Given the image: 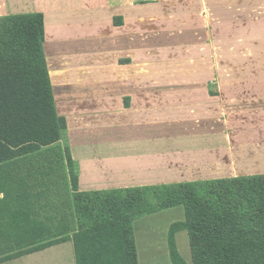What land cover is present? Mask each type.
<instances>
[{
  "label": "crops",
  "instance_id": "obj_1",
  "mask_svg": "<svg viewBox=\"0 0 264 264\" xmlns=\"http://www.w3.org/2000/svg\"><path fill=\"white\" fill-rule=\"evenodd\" d=\"M153 1L143 14L127 0H0V16L43 15L53 99L66 121L59 141L0 170V258L78 229L74 207L56 225L34 216L43 165L30 162L49 147L60 151L72 193L66 150L79 191L264 174V0ZM143 20L155 45L143 42ZM175 21L187 41H174ZM182 210L167 222L134 220L138 264H172L168 235ZM174 240L191 259L186 230ZM0 264L76 261L67 240Z\"/></svg>",
  "mask_w": 264,
  "mask_h": 264
},
{
  "label": "trees",
  "instance_id": "obj_2",
  "mask_svg": "<svg viewBox=\"0 0 264 264\" xmlns=\"http://www.w3.org/2000/svg\"><path fill=\"white\" fill-rule=\"evenodd\" d=\"M41 13L0 16V170L60 140L43 51ZM77 231L0 258V262L70 240L76 264H138L133 221L182 206L168 245L172 264H186L174 233L186 230L191 264H264V174L157 186L79 191L66 150ZM33 233V232H30Z\"/></svg>",
  "mask_w": 264,
  "mask_h": 264
},
{
  "label": "rangeland",
  "instance_id": "obj_3",
  "mask_svg": "<svg viewBox=\"0 0 264 264\" xmlns=\"http://www.w3.org/2000/svg\"><path fill=\"white\" fill-rule=\"evenodd\" d=\"M132 1H134L135 4L137 3L139 7L142 8L143 14L144 13L149 14L151 12V3L154 2L153 0H130V1L127 0V6H126L127 10L129 9V7L130 9L133 10V5L130 4ZM181 7L183 10V5H181ZM173 8H175L174 5ZM132 10L129 12L132 13L133 12ZM180 10L181 9L179 8V12ZM189 22H187V24ZM173 23L175 25L174 33H173L174 41H187V39L186 38L184 39L183 37L182 22L175 21ZM150 24L151 22L147 20H143L141 22V30L145 33L144 35L141 36L143 37V42H147L148 45H155L154 44L156 43L155 39L153 38V36L149 35V31H151L152 29V25ZM122 150L124 151V149ZM112 153L115 154L116 156H118L119 154L117 153V151H112ZM59 157H60V151H58V148L49 147L43 150L41 153L33 155L30 162V165L33 166H41V164L43 165L41 166L43 167L41 170L42 173L38 175V178L36 180V182L39 185H37L38 187L35 190H33L34 194L39 195L38 197H36V199H34L33 209L35 210L34 216L37 217L39 220L44 221L46 224L56 225V223L62 220L70 221V219H72L71 218L72 217L71 210L73 208L72 191L68 188V183L65 182L67 179L65 173V166L63 167L60 162L59 165L57 163V159ZM71 169L74 173L73 166ZM88 177L89 176H86L85 179ZM84 182H86V180H84ZM182 212H183L182 207H179L176 211H172L171 209H166L163 211L162 215L158 217H150V218L145 217L143 219H140L141 217H138L136 219H139L138 222H143L149 219L154 221L167 222L173 219H181ZM144 216L146 215H143V217ZM180 242H182L185 245V243L187 242V237H183V236L180 237ZM187 244L188 243H186V246ZM185 263L191 264V259L189 258L188 260L185 261Z\"/></svg>",
  "mask_w": 264,
  "mask_h": 264
}]
</instances>
